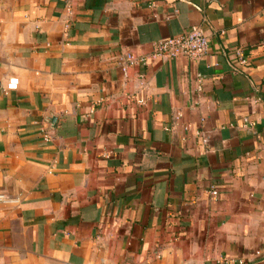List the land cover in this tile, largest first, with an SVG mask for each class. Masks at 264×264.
Returning <instances> with one entry per match:
<instances>
[{"label": "crops", "instance_id": "0c3cea01", "mask_svg": "<svg viewBox=\"0 0 264 264\" xmlns=\"http://www.w3.org/2000/svg\"><path fill=\"white\" fill-rule=\"evenodd\" d=\"M263 10L0 0V264H264Z\"/></svg>", "mask_w": 264, "mask_h": 264}, {"label": "built area", "instance_id": "2783aa9c", "mask_svg": "<svg viewBox=\"0 0 264 264\" xmlns=\"http://www.w3.org/2000/svg\"><path fill=\"white\" fill-rule=\"evenodd\" d=\"M209 49V38L200 27L195 26L181 36L156 42L151 56L140 59L129 56L128 60L131 64L137 63L146 65L149 58L176 59L182 56L194 61L200 60L207 55ZM237 56L241 65L247 64V60L244 58L241 50H238ZM212 194L215 196L217 192H213ZM5 201V198L0 196V202Z\"/></svg>", "mask_w": 264, "mask_h": 264}]
</instances>
